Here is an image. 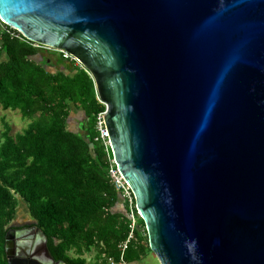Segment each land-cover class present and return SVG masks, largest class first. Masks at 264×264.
<instances>
[{
	"label": "water",
	"instance_id": "95a60500",
	"mask_svg": "<svg viewBox=\"0 0 264 264\" xmlns=\"http://www.w3.org/2000/svg\"><path fill=\"white\" fill-rule=\"evenodd\" d=\"M0 19L92 75L160 264H264V0H0ZM5 249L67 264L36 225Z\"/></svg>",
	"mask_w": 264,
	"mask_h": 264
},
{
	"label": "trees",
	"instance_id": "16d2710c",
	"mask_svg": "<svg viewBox=\"0 0 264 264\" xmlns=\"http://www.w3.org/2000/svg\"><path fill=\"white\" fill-rule=\"evenodd\" d=\"M46 50L1 22L0 107L19 111L29 125L14 133L3 119L0 129V264H11L6 234L25 201L55 260L91 264L85 255L95 250L92 261L106 264L121 257L129 222L127 200L109 176L112 151L99 138L98 115L106 106L88 70L61 52L45 57ZM74 110L76 129L68 126ZM136 214L137 240L123 255L128 263L137 251L151 250Z\"/></svg>",
	"mask_w": 264,
	"mask_h": 264
},
{
	"label": "built area",
	"instance_id": "2783aa9c",
	"mask_svg": "<svg viewBox=\"0 0 264 264\" xmlns=\"http://www.w3.org/2000/svg\"><path fill=\"white\" fill-rule=\"evenodd\" d=\"M1 22H2V20L0 19V24H1ZM37 45H39V44H37ZM42 47H44V46H42ZM44 48H47V47H44ZM60 52L63 53L64 58L69 59V60H73V61H77V59L75 57H73L70 53H68L66 51H60ZM98 98H99V96H98ZM103 114H105V111L101 112L98 115V125L97 126L99 129V138L103 142L104 146L111 150L109 130L106 126L105 118H104ZM109 176H110L111 181L113 182L114 186L116 187V189L120 192L122 199L124 201L127 200V208H128L127 215L129 218V222H128L127 236L119 245L121 257H119V259H115L114 257H108L107 258V264H129L124 259L123 255H124L125 251L129 248V246L137 240V237L135 235V230L137 228V220H138L136 211L138 212V210L136 207V203H134L135 197H134L133 191L131 189V186L129 185V183L124 178L123 174L121 173V171L118 168L114 159H112V161H111V165L109 168ZM138 214H139V212H138ZM90 259H93V258L90 257Z\"/></svg>",
	"mask_w": 264,
	"mask_h": 264
},
{
	"label": "rangeland",
	"instance_id": "374dc122",
	"mask_svg": "<svg viewBox=\"0 0 264 264\" xmlns=\"http://www.w3.org/2000/svg\"><path fill=\"white\" fill-rule=\"evenodd\" d=\"M53 50L54 49H52V48H49V49L47 48V50L44 51L45 52L44 56L52 58V59L57 58V56H59V53L55 52ZM78 113L74 110L73 116L74 117L77 116ZM3 119H5V121H7L14 128V130H13L14 133L23 131V129H25L29 125V120L24 119L19 111H13V110H6L5 111L0 107V129L2 128V124H3L2 120ZM123 206H124V204H123ZM18 214H17L19 216V218L17 219L18 222H25V221L31 222V223L33 222L28 215V211H27L26 205L24 203L19 205ZM137 252L138 253L135 256V259H133L129 264H160L159 259L157 258V256L155 255V253L153 251L150 250V251H145L143 253H141L139 251H137ZM95 256H96V251L93 250L91 254H89V255L86 254L85 258L87 259V262H89L91 264H97L95 262V260L92 261V259H90V257L94 258ZM101 264H103V263H101Z\"/></svg>",
	"mask_w": 264,
	"mask_h": 264
},
{
	"label": "crops",
	"instance_id": "0c3cea01",
	"mask_svg": "<svg viewBox=\"0 0 264 264\" xmlns=\"http://www.w3.org/2000/svg\"><path fill=\"white\" fill-rule=\"evenodd\" d=\"M77 113H78V111L77 110H75ZM80 114L78 113V115L77 116H79ZM77 116H75V118H71L72 119V122H70L69 124H68V126L69 127H71V128H77L78 127V125H79V123H78V117ZM124 201V200H123ZM123 201H121V203L123 204ZM118 207H120V209H122L123 207H122V205L121 204H119L118 205ZM119 209V208H118ZM19 215V214H18ZM16 216V218L14 219V221H16L17 222V219L19 218V216ZM28 215H29V217H30V219H32V220H34L33 218H31V216H30V214L28 213Z\"/></svg>",
	"mask_w": 264,
	"mask_h": 264
},
{
	"label": "flooded vegetation",
	"instance_id": "af4514ba",
	"mask_svg": "<svg viewBox=\"0 0 264 264\" xmlns=\"http://www.w3.org/2000/svg\"><path fill=\"white\" fill-rule=\"evenodd\" d=\"M55 51L60 52L59 50H55ZM32 226H33V223H31V222H27V221H25V222H18L17 221L16 222L15 221V224H14L13 228L18 230V229H21V228L32 227Z\"/></svg>",
	"mask_w": 264,
	"mask_h": 264
}]
</instances>
